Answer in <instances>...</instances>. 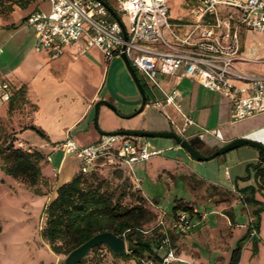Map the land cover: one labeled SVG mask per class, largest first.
Masks as SVG:
<instances>
[{
	"label": "crops",
	"instance_id": "0c3cea01",
	"mask_svg": "<svg viewBox=\"0 0 264 264\" xmlns=\"http://www.w3.org/2000/svg\"><path fill=\"white\" fill-rule=\"evenodd\" d=\"M185 4L187 5L186 0ZM44 7L49 8V4L45 0H37L27 8L17 7L8 17H0V74L10 83L13 99L22 98L20 95L22 93L24 100L33 107L30 126L18 136L25 139L31 146L38 147L45 158V164L42 167V189L33 197L36 209L40 207L44 209L56 197L58 187L71 181L80 168V162L76 157L56 151L55 145L65 141L69 136L74 137L81 145H88L99 139L100 131L117 132L128 129L124 126L107 128V116L114 114V110L106 105L99 107L100 115L103 110L100 122L104 130L96 128L95 121H91L96 103L104 99L101 98V92L107 82L109 61L99 49L92 48L77 56L74 55L75 49H72L58 59H51L44 50H35L37 40L34 32L26 26V19L34 10L44 9ZM218 15L221 19H231L232 29L238 27L241 49L237 66L250 74L263 75L264 32L253 31L239 25V10L236 8L220 6ZM160 82L167 91L173 88L179 89L180 96L177 101L181 111H178L173 105L166 106L163 111L147 105L142 110L143 103L142 105L139 103L132 105L125 112L127 118L134 117L130 126L132 128L129 129L175 132L177 131L176 127L181 129L184 126L185 116H189L194 122L186 127L181 137L190 143L192 140H198V144L194 148L204 155H211L227 143L246 136L264 142V113L236 121L232 118V103L224 95L211 92L187 78L163 76L160 78ZM133 88L132 93H140L136 85ZM150 93L153 97L151 102L159 96L151 89ZM105 98L107 97L105 96ZM132 115L134 116L131 117ZM166 115H169L173 122L169 121ZM35 129L40 130L42 134ZM173 145L178 148L166 150L163 154L138 164H146V169L154 177H161L163 174L175 177L180 174L186 180L194 178L196 173L190 164L201 161L194 159L187 150L182 154V157L177 156L176 152H179L182 147L176 141ZM170 146L172 145L168 147ZM256 149L257 152L252 158L255 159V163L252 162L246 166L247 174L245 176L239 171L232 175L229 168H226L227 179L232 185L231 191L236 188L240 190L246 186L257 187L256 179L252 176L255 172V165L263 162L261 161L263 153L260 149ZM53 155L58 156L56 165H51L52 161L47 160L48 156L52 157ZM218 160L219 163H224L228 159L220 155ZM243 161L245 159L241 160L239 164ZM198 164L203 166L202 163ZM251 169H253V173H251ZM185 170H188L189 173L182 175ZM199 181L206 188L212 190L230 191L217 180L207 178L205 172L202 173ZM138 188L140 189V187ZM177 199H182L184 203H190L188 205L193 207L194 217L200 214V209L197 204H193V199L176 198L175 203ZM211 200L212 198H210ZM216 210L223 211L224 207L216 206L213 212H218ZM167 214L172 215L173 212ZM21 215L20 218L23 221L29 217V213L25 211ZM224 216L229 221L227 224L232 225L230 217L227 214ZM17 218L16 220L19 221L20 218ZM234 221L238 223V226L235 230L232 229L234 233L231 236L229 248L234 245V237L236 236L237 239L239 237L238 243L240 239L248 235L250 227H247V231H242L241 227L246 228L245 224H239L237 220ZM193 222L192 218V226L187 233L173 237V246L178 257L174 264H208L205 258L195 257L193 252L184 247V245L189 246L190 244L201 245L199 230L202 229L200 227L202 221ZM193 228L199 229L191 232ZM261 237L262 232L259 227L257 242L252 236H249L245 241L244 246L246 245L247 251L243 252L242 249L239 264H250L255 253H260ZM255 247L257 251L254 250ZM249 248L252 251H248ZM233 250L227 264H229Z\"/></svg>",
	"mask_w": 264,
	"mask_h": 264
},
{
	"label": "built area",
	"instance_id": "2783aa9c",
	"mask_svg": "<svg viewBox=\"0 0 264 264\" xmlns=\"http://www.w3.org/2000/svg\"><path fill=\"white\" fill-rule=\"evenodd\" d=\"M49 10L37 8L26 19V26L36 37V51H46L51 59H58L75 49L74 55L97 48L107 61L126 55L138 70L146 85L158 96L147 106L164 110L178 104V88L165 90L160 82L163 76L187 78L202 87L227 97L232 103V118L236 121L264 113V74L253 75L237 66L241 42L238 27L232 29L231 19H221L218 7L239 10V25L264 32V0H194L191 22H172L169 0H45ZM122 14L116 19L109 8ZM226 30V31H225ZM1 52V49H0ZM13 90L0 74V100L10 101ZM168 120L172 121L169 115ZM193 119L185 116L184 126L175 131L183 135ZM264 145V142L257 138ZM150 149L141 137L120 134H101L88 145L79 144L74 137L54 146L56 151L76 157L84 173L99 165L133 167L166 150ZM52 161V157H47ZM228 173V172H226ZM138 188L142 180L134 178ZM158 210L156 222L142 230L144 237L155 246L156 256L144 255L140 264H174L178 260L173 246V235L185 234L192 226L191 215L183 210L168 215ZM254 229L251 236H258ZM147 239V238H146Z\"/></svg>",
	"mask_w": 264,
	"mask_h": 264
},
{
	"label": "rangeland",
	"instance_id": "374dc122",
	"mask_svg": "<svg viewBox=\"0 0 264 264\" xmlns=\"http://www.w3.org/2000/svg\"><path fill=\"white\" fill-rule=\"evenodd\" d=\"M106 1L114 6L113 0ZM186 3L187 5L185 4V0H169V16L172 22L180 21L188 23L193 21L191 9L193 8L194 1L186 0ZM17 7H20V5L16 0H0V17H8ZM44 9L49 10L48 7H44ZM119 16L121 17L122 14H119ZM136 72L146 87L148 98L152 100L153 97L149 86L143 81L141 73L138 70ZM135 85L136 83L122 57H114L108 62L107 82L101 92V98L112 103L116 107L117 112L114 111V114L107 116V128H115L116 126H124L128 127V129L132 128L130 126L134 117L127 118V115H125L126 109L132 105H137L138 103L142 105L143 103L140 93H132V88ZM155 92L161 96L158 90H155ZM103 109L105 108L103 107ZM32 112L33 107L24 98L13 100V102L0 100V146L12 141L17 147H21L24 150L39 151L38 147L31 146L25 139L18 136L19 133L30 126ZM102 115L103 110L101 115L99 110V130H104L100 122ZM94 120L95 111L91 117V121ZM142 139L148 142L150 149L166 148L174 144L173 139L170 138ZM185 151V149L181 148L179 152H176L177 156L182 157V154L186 153ZM256 152V148L245 145L223 154L222 156L228 159L224 163H219L218 159L220 156L210 161L191 162L190 167L196 175L189 180H186L180 174L175 177H170L167 174H163L161 177H154L146 169V164H138L134 166L132 171L127 168V174L119 169H114L112 165H99L97 173L104 180L105 186L114 192L115 196H119L122 193V201L125 204L129 206L137 204V199L140 196L147 199L144 200V205L155 215L150 222L146 223L145 228L147 229L157 219L158 210L154 204L160 210L172 213L176 198L193 199V204H197L200 209V214H197L195 217L191 215V217L194 219V222L202 221L200 224L202 229L199 230L201 245H184L185 249L193 252L195 257L205 258L208 264H227L230 253L236 248L237 240L239 239V237L237 239L235 236L234 245L232 248H229L231 236L238 226V223H235L234 220H237L239 224H245L246 228L241 227V230L247 231V227L251 226L252 221L255 219L253 210L257 206L249 205L238 188L231 191L232 185L229 183L225 171L228 167L232 175L236 171H239L245 176L247 174L246 166L249 163H255V159L252 158ZM52 159L50 164L56 165L58 156L53 155ZM243 159L245 161L239 164ZM44 160L45 158L41 161V168L45 164ZM198 163H202L203 166H200ZM4 164V159L0 158V222L2 225V230L0 231V264H62L67 254H56L52 251L50 244L42 236L46 220L44 209H41V207L39 209L34 208L36 204H34L33 197L42 189V178L36 185H30L21 178L15 179L5 174L2 170ZM250 171L251 173L254 172L253 169ZM203 172L206 173L207 178L217 180L218 183L223 187L229 188L230 191H216L206 188L199 181ZM188 173L189 171L185 170L182 175H187ZM134 178L142 180V183L139 185L141 190L135 187ZM261 181L263 186L257 184L258 188L255 196L261 202V205H264V181ZM210 198H212L211 201ZM186 204L190 203L186 202ZM216 206H223L224 210H216L218 212L214 213L213 211ZM24 211L29 213V217H26L25 221L20 218L22 217L21 213ZM224 214L230 217L229 220H231L232 225L227 224L229 221L225 218ZM16 218H20L19 221ZM258 224L262 232V248L259 254L255 253V257L251 259L250 264H264V209L259 213ZM198 229L193 228L191 232ZM148 236L149 234L146 235L147 239H149ZM126 243L128 246L127 241ZM214 247L215 249H213ZM245 247L246 245L243 246V252L247 251ZM248 251H252V249L249 248ZM87 257L88 259L84 264H138L135 259L116 257L104 244H101L93 251L91 250Z\"/></svg>",
	"mask_w": 264,
	"mask_h": 264
},
{
	"label": "trees",
	"instance_id": "16d2710c",
	"mask_svg": "<svg viewBox=\"0 0 264 264\" xmlns=\"http://www.w3.org/2000/svg\"><path fill=\"white\" fill-rule=\"evenodd\" d=\"M36 1L16 0L22 8H27ZM20 95L23 98V94ZM13 100L12 97L10 101ZM150 102L148 98L147 103ZM35 130L42 134L40 130ZM191 143L195 147L198 140H192ZM0 158L4 159L2 170L8 176L21 178L30 185H36L41 180L43 173L40 164L44 159L42 152L24 150L11 141L0 146ZM113 168L127 174V166L116 165ZM127 176L131 179L129 175ZM254 177L257 184L263 186L261 180L264 181V161L255 165ZM257 188L246 186L239 190L249 205L257 207L253 210L255 219L249 227L248 235L238 241L229 264H239L245 241L249 236L251 237L254 229L259 233V213L264 209V205H261L255 197ZM121 194L115 196L114 192L105 186L104 180L98 176L97 168L87 173L78 170L71 181L58 187L56 197L44 207L46 220L42 230L43 238L50 244L54 253L68 254L95 234L109 231L121 235L128 242L130 253L115 255L116 257L135 259L140 264L142 256H156L152 241L146 239L142 232L146 223L155 216L154 213L145 207L144 197H138L137 204L129 206L122 201ZM180 210L190 215H193L194 211L193 207L184 203L182 199H177L173 214ZM256 238L258 236H255L257 242ZM100 245L95 246L92 251ZM254 250L257 251V248L255 247ZM87 259L88 257H85L81 264Z\"/></svg>",
	"mask_w": 264,
	"mask_h": 264
},
{
	"label": "water",
	"instance_id": "95a60500",
	"mask_svg": "<svg viewBox=\"0 0 264 264\" xmlns=\"http://www.w3.org/2000/svg\"><path fill=\"white\" fill-rule=\"evenodd\" d=\"M106 6L109 8L113 16L121 21L118 14L114 11V9L106 3ZM122 58L125 60L127 68L133 78V80L136 83V86L142 95L143 98V106L142 110L147 104L148 101V95L147 90L144 85V83L141 81L140 77L138 76L136 70L132 66L130 60L127 58L126 55H123ZM100 105H106L113 109L114 111H117L116 107L106 100H100L95 105V126L96 128H99L98 126V114H99V107ZM132 115L131 117H133ZM101 134H120V135H126V136H134V137H141V138H170L176 141L182 148L187 150L189 154L196 160L204 162V161H210L220 155L226 154L230 151H233L237 148H240L245 145H249L255 148L260 149V151L263 153L261 157V161H264V145L259 142L255 141L246 137L243 138H237L220 149H218L216 152H214L211 155H204L199 150L194 148L192 144L185 138L181 137L174 131H146V130H122L117 132H103L100 131ZM104 244L106 245L115 255H127L129 254L128 246L126 243V240L121 236L117 235L113 232H101L95 234L93 237H91L86 242L82 243L75 249H73L71 252H69L66 257L63 259L62 264H81L85 257L88 256L90 251L97 245Z\"/></svg>",
	"mask_w": 264,
	"mask_h": 264
},
{
	"label": "clouds",
	"instance_id": "9594fccd",
	"mask_svg": "<svg viewBox=\"0 0 264 264\" xmlns=\"http://www.w3.org/2000/svg\"><path fill=\"white\" fill-rule=\"evenodd\" d=\"M253 140V139H252ZM255 141H257V140H255Z\"/></svg>",
	"mask_w": 264,
	"mask_h": 264
}]
</instances>
